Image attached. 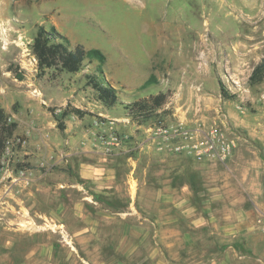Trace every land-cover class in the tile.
I'll list each match as a JSON object with an SVG mask.
<instances>
[{"label":"rangeland","instance_id":"1","mask_svg":"<svg viewBox=\"0 0 264 264\" xmlns=\"http://www.w3.org/2000/svg\"><path fill=\"white\" fill-rule=\"evenodd\" d=\"M41 27L70 49L81 45L101 50L104 62L87 55L77 72L41 69L32 52ZM261 55L264 0H0V106L10 120L43 122L45 141L60 133L66 122L80 120L87 132L82 147H94L96 140L90 139L101 142L122 135L125 155L133 156L138 177L150 189L160 183L173 193L179 171H199L200 182L216 179L222 171L231 198L244 199L246 205L250 199L264 201V78L248 81ZM95 80L115 89V104L100 98ZM221 85L230 96H222ZM160 92L166 93V100L151 112L133 115L125 108ZM159 120L206 126L217 122L236 139V148L225 163L190 161L147 145L135 148L144 138L143 127ZM11 138L4 167L17 171L30 163L23 151L32 145L24 128H16ZM45 154L44 149L41 156ZM45 159L39 167H46ZM66 169L58 166L56 171ZM16 187L12 191L2 185L1 167L0 264H149L144 253L153 243L151 237L128 256L122 248L127 241L106 239L101 232L78 233L77 214L65 226L42 215L31 220L22 208L27 218L21 217V210L16 219ZM31 195L24 197L29 203L35 200L37 210L52 212L50 207L63 196L74 202L79 194L42 189ZM256 205L259 213L264 211V203ZM154 207L151 202L150 210ZM258 240L264 251V234Z\"/></svg>","mask_w":264,"mask_h":264},{"label":"crops","instance_id":"2","mask_svg":"<svg viewBox=\"0 0 264 264\" xmlns=\"http://www.w3.org/2000/svg\"><path fill=\"white\" fill-rule=\"evenodd\" d=\"M209 101L205 104H211ZM66 123L48 141L42 136L43 122L30 118L17 124L16 128H24L32 145L23 151L24 158L30 161L25 179L17 178L16 170L2 168V185L13 187L12 191L18 186L13 194L16 203L12 202L17 211L25 209L31 220L42 215L63 226L72 214H77L78 233L101 232L106 233V239L127 241L122 248L128 256L151 237L153 243L144 253L149 264H264V251L258 240L264 234V217L260 216L264 211L259 213L256 205L264 201L250 199V205H246L244 199L231 198L222 171L207 182L199 181V171L186 175L179 171L180 181L173 193L160 183L150 189L138 177L133 156L125 155L124 143L113 144L107 137L101 142L90 139L89 142L96 140L95 146L82 147L80 142L87 132L81 121ZM103 147L108 151L104 152ZM44 149L46 154L41 156ZM44 157L46 167L42 168L39 166H43ZM65 165L66 170L56 171L58 166ZM42 189L67 195L72 190L79 195L74 202L63 196L57 205L50 207L54 208L52 212L39 211L40 205L35 200L29 203L26 196H34ZM151 202L156 206L153 211ZM221 205L220 211L217 208ZM25 211H21L22 218H27ZM18 214L16 219L20 217ZM168 225L170 233L165 231ZM64 230L67 233L65 227Z\"/></svg>","mask_w":264,"mask_h":264},{"label":"built area","instance_id":"3","mask_svg":"<svg viewBox=\"0 0 264 264\" xmlns=\"http://www.w3.org/2000/svg\"><path fill=\"white\" fill-rule=\"evenodd\" d=\"M36 58V57H35ZM34 61H36V59ZM261 98L264 99V86L261 92ZM144 138L135 144V148L143 149L148 146L160 154H175L182 157L191 158L194 161H213L225 163L233 154L237 141L226 129L219 124L212 123L206 126L203 124H188L182 121L167 123L157 121L143 127ZM126 137L119 134L110 136L113 144L120 145L126 141ZM17 142L20 141L16 138ZM12 138H8L3 151L2 168L4 167V153L9 152V145ZM24 142V141H23ZM27 168L17 169V178L25 179ZM18 214L19 211L15 210Z\"/></svg>","mask_w":264,"mask_h":264},{"label":"trees","instance_id":"4","mask_svg":"<svg viewBox=\"0 0 264 264\" xmlns=\"http://www.w3.org/2000/svg\"><path fill=\"white\" fill-rule=\"evenodd\" d=\"M50 35L51 33L49 31L41 27L33 39L32 52L35 55L38 66L41 69L55 67L67 72H77L81 69L82 61L87 55L94 56L101 62H104L105 60V55L99 49L86 50L81 45H77L70 49L64 42L55 41ZM263 78L264 57L254 67L248 81L250 83H254L262 80ZM93 83L99 92L100 98H102L106 104L113 105L116 103L118 97L115 89L110 84L106 85L99 83L96 80ZM221 94L224 97L230 96L223 85H221ZM166 97V93L160 92L148 99L137 100L130 104H126L125 108H127L129 113L133 115L134 113L142 114L141 112L145 109H148L151 112L153 109L160 107L165 102ZM74 111L76 114L81 115V111H79V109H74ZM16 127L17 122L10 120L5 109L0 106V158L5 149L6 140L14 135ZM1 166L2 165L0 163V168Z\"/></svg>","mask_w":264,"mask_h":264}]
</instances>
